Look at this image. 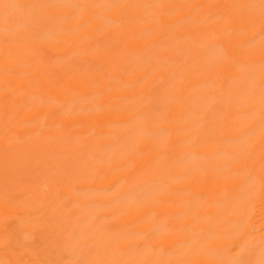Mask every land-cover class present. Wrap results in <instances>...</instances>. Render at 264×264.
I'll return each instance as SVG.
<instances>
[{"label": "bare ground", "instance_id": "6f19581e", "mask_svg": "<svg viewBox=\"0 0 264 264\" xmlns=\"http://www.w3.org/2000/svg\"><path fill=\"white\" fill-rule=\"evenodd\" d=\"M0 264H264V0H0Z\"/></svg>", "mask_w": 264, "mask_h": 264}]
</instances>
